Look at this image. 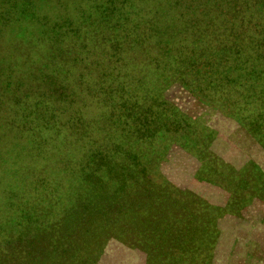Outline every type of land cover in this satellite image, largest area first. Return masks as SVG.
Here are the masks:
<instances>
[{"label":"rangeland","instance_id":"obj_1","mask_svg":"<svg viewBox=\"0 0 264 264\" xmlns=\"http://www.w3.org/2000/svg\"><path fill=\"white\" fill-rule=\"evenodd\" d=\"M49 13L42 10L40 16ZM69 19L73 30L61 32ZM95 20L94 14L85 19L68 5H57L47 21L61 24L47 32L56 38L46 32H24L26 23L0 38V264H264V110L245 108L250 109V102H264V95L251 99L248 90L232 88L242 77L264 84V57H254L259 50L251 47L247 55L253 57L245 62L235 59L231 48L222 49L218 52L229 61L218 58L201 64L199 73L192 71L185 78L170 75L169 67L178 71L186 61L169 66L166 59L157 64L154 81L139 82L131 90L134 101L128 100L124 107L135 114H124V107L113 101V110H104L63 75L68 70L77 78L79 72L95 68L80 60L98 29ZM108 31L122 35L120 29ZM250 36L254 34L246 32ZM39 42L51 43L52 49L32 48L26 56L25 48ZM145 45L150 46L148 39ZM160 48H167L166 40ZM123 49L115 52L121 60L109 64L132 68ZM12 60L19 63L15 66ZM240 64L244 69L238 73L233 66ZM39 67L44 69L36 73L57 68L56 83L63 88L55 98L39 97L37 107L54 104L46 111L61 113V119L71 114L70 123L76 126L53 134V116L45 114L51 126L47 129L40 126L39 110L31 111L36 95L32 103L27 96L19 98L25 93L21 87L32 84L22 72ZM226 69L233 75L230 81L222 76ZM120 82L118 77L113 83ZM15 85L18 95L12 94ZM42 85L34 84L37 94ZM218 87L223 92L218 93ZM78 93L87 98L85 112ZM84 153L95 161L87 164L83 175L74 176L64 165ZM100 153L107 165L99 163ZM120 165L131 173L119 175L125 183L114 177ZM31 171V180L51 173L45 179L52 196L87 195L80 203L86 208L71 211L67 216L73 221L58 225L55 221L64 214L56 210L59 197H48V203L39 205L51 210L40 211L38 223L26 225L21 220L17 228L8 226L15 217L12 201L26 192L17 179ZM15 186L18 194L13 196ZM26 208L23 214L28 213ZM46 222L50 224L45 226Z\"/></svg>","mask_w":264,"mask_h":264},{"label":"trees","instance_id":"obj_2","mask_svg":"<svg viewBox=\"0 0 264 264\" xmlns=\"http://www.w3.org/2000/svg\"><path fill=\"white\" fill-rule=\"evenodd\" d=\"M57 5H68L72 12H77L82 18L85 16V19L89 18L92 14L96 17L95 21L97 24L95 26L98 29H95L93 32L92 42H89L87 55L80 59L81 61L88 60V68L91 67L90 63L94 64L95 68L91 67L85 74L79 72L77 78L73 77L74 72L70 73L68 70L64 71L63 75L70 82L74 83L75 87L87 92L91 104L94 103L96 106L102 105L105 107L104 110L107 108L113 110L110 107L112 101L114 104H118L119 107H124V104L128 100L134 101V94H131V90L136 88L139 82L147 84L149 81H154L157 78L154 72L157 64L164 63L166 59L169 60V66L170 64H176V62L186 61V67L182 65L178 71L173 66L169 67L170 75L185 78L186 76H190L192 71L199 73L202 67L200 66L201 64L204 65L213 61L217 62L219 61L216 60L218 58L229 61L227 55L218 52L222 49L227 50L231 48L234 51V58H243L245 62H250V58L253 57V55H247L251 52L249 51L251 47H256L255 49L259 50L254 57L256 56L258 59L264 57V54L261 53V51L264 52V0H0V38L8 30L17 28L22 23L29 24L24 29V32L29 30V32L47 33L54 28H61V24L57 22L47 24ZM180 7L181 10H178ZM89 9L91 10L89 11ZM42 10L50 13L40 16ZM241 15L247 16V19H244ZM65 22L66 19L62 21V23ZM71 22V19L67 20V26L61 32L73 30V27H70ZM109 29H120L122 35L113 34L108 31ZM246 32L251 33V35L254 34V36L248 38L246 37ZM49 36L56 38L55 34H49ZM146 39L150 43L148 47L145 45ZM117 40H121V42L118 43ZM165 40L167 48H160ZM122 42L125 43V49L122 47ZM32 48L38 51H46L52 49V45L51 43L39 42L36 45H32V47H26L24 50L26 56L31 55ZM117 49H123L125 52L124 58L131 60L134 64L132 68L125 67L122 69L121 67L110 65L111 63H117L122 58L115 56ZM165 50H169V54L166 53L164 56L163 52ZM149 52L152 57L149 55ZM71 60L77 61L75 59ZM12 61L15 66L19 63V60ZM74 63L76 64V62ZM32 64L33 62L28 63L29 66ZM107 64L109 66H106ZM233 68L239 70L238 73L244 69L241 64L238 66L234 65ZM262 68L260 67L261 71ZM43 69L40 67L26 68L22 72L25 80L32 81V84L26 83L25 86L21 87L20 91L25 93L23 96H19V98L27 96L32 103L36 95L38 100L33 102L34 107L31 111L35 112L34 108L39 110L41 118L43 117L40 126L47 129L51 128V126L45 114H51L53 116L52 121L55 122L52 124H56L53 134H57L61 132V128L65 130L77 124L75 122L70 123V120L74 121V118L70 117L71 114L61 119L59 117L61 113L46 111L48 107L52 110L54 104L48 105L45 109L37 107L40 105L38 103L39 97H44L45 99L55 98L56 93L63 88L62 83H56V76L59 73L57 68L54 67L52 73H40V71L36 73V71ZM15 71L13 70V72ZM227 72L228 70L226 69L222 76L226 81H230V77H233V75ZM118 77H120L121 82L117 85L113 82H117ZM134 81L133 87L131 84H128ZM42 83V91L37 94L38 88H35L34 84L41 86ZM16 87L17 89H14L12 94L18 95L19 86ZM32 87L34 90H32ZM251 87L255 88L252 93L249 91ZM232 88L239 92H246L248 90L251 99H253L254 95L258 97L264 95V84L259 79L248 81V79H243L242 77L239 82L232 84ZM219 92H223V87H218ZM75 96L82 103V111L85 112L88 107L85 104L87 100L85 94L78 93ZM114 98L122 101L118 103L116 99L113 100ZM245 108L246 110L256 111L260 109L262 111L264 110V102L259 101L258 104L250 102V109H247L248 107ZM62 111L66 110L62 109ZM123 113L135 114V111L129 107H124ZM109 114L112 113L110 112ZM255 118L252 117L250 120L254 123ZM103 155L104 153L101 155L102 158L99 156V163L107 165L108 159L106 157L103 158ZM85 156L86 153L80 157L75 154L73 158H76V160H72L74 163H68L72 162L70 160L73 158H71L66 162L68 164L65 163L64 166L67 165L66 167L69 168L74 176H81L86 172L87 164L95 161L93 155L92 157ZM88 172L89 174L93 173L91 170ZM113 173L116 180L121 183L125 182L119 175L123 173L131 174L129 169L121 165L117 169H114ZM31 174H33L32 171L17 179V183L24 184L26 192L22 197L20 196L15 201H12L11 206L15 208L13 210L15 217H13L14 219H10L11 224L9 222L8 226L17 228L18 224L22 223L21 220H24V224L26 225L38 223L39 212L48 213L51 210L48 205H39L41 201L48 203V200H45L48 197H51L49 199L59 197L57 199L59 203L56 210L64 213L62 219L55 221V223L59 225L72 222L73 219L69 221L67 215L71 211L76 212L78 207H80L82 199L87 195L75 193L71 195L63 194L61 197L56 193L52 196L48 190V180L45 179L51 173L46 176L33 178V180L30 179ZM23 180L26 182L22 183ZM135 182L136 180H132L131 183ZM57 185L58 182L52 183L51 188L53 191H56L55 187ZM121 188L122 185L118 187V190ZM12 192L13 196L18 194L17 186H15ZM25 206H27L28 213L23 214L22 208ZM39 206H43L44 210H40ZM80 208L86 207L82 205ZM33 212H35L37 217L32 219ZM113 222L114 224H118L119 221ZM39 224L43 225L42 223ZM44 224L48 226L50 223L46 222ZM71 250H75L74 247H71Z\"/></svg>","mask_w":264,"mask_h":264}]
</instances>
